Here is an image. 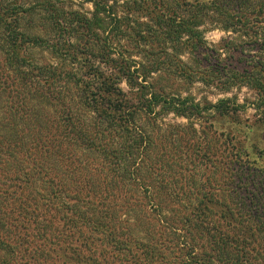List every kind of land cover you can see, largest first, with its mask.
<instances>
[{
    "label": "trees",
    "instance_id": "trees-1",
    "mask_svg": "<svg viewBox=\"0 0 264 264\" xmlns=\"http://www.w3.org/2000/svg\"><path fill=\"white\" fill-rule=\"evenodd\" d=\"M77 2L0 0V264H264V0Z\"/></svg>",
    "mask_w": 264,
    "mask_h": 264
},
{
    "label": "rangeland",
    "instance_id": "rangeland-1",
    "mask_svg": "<svg viewBox=\"0 0 264 264\" xmlns=\"http://www.w3.org/2000/svg\"><path fill=\"white\" fill-rule=\"evenodd\" d=\"M73 4H74L73 7H75V8L79 7L77 0H73ZM82 7H83V9H91V5L88 3H84ZM225 36H226V34L219 29H210V30H207L205 32V38L210 43H216L219 41V39L221 37H225ZM190 92L198 100H201L204 96H206V97H208V99L215 101L218 97H222L224 95H231L232 93L237 95V97L240 99V101H242L244 99H251L252 98V93L246 87H242L240 89H233L232 93H227V94H221L220 93L219 94L217 91H215L212 88L208 89L200 83H195L190 88ZM167 119L170 121L174 120L177 122H185L186 121L185 118L174 117L173 115H169L167 117ZM254 120H255V118L253 116V109L247 108V110L240 115V122L241 123L234 122L231 119L217 117L214 119V125L217 128V130H223L225 132H228L229 134H233L235 137H237L238 140H242V139H244L243 134L241 132H239L238 130H236L235 127L238 128L239 126H242L245 123L251 124L254 122ZM257 127L258 128L256 129V137L258 134L260 146L264 147V125H261V126L259 125ZM250 134L251 133H249V135H248V140H251L253 137V134L251 136H250Z\"/></svg>",
    "mask_w": 264,
    "mask_h": 264
}]
</instances>
